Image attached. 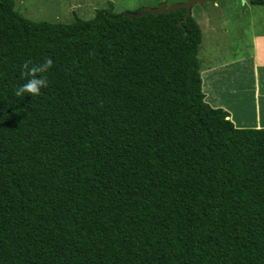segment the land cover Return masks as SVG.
<instances>
[{"label":"trees","instance_id":"obj_1","mask_svg":"<svg viewBox=\"0 0 264 264\" xmlns=\"http://www.w3.org/2000/svg\"><path fill=\"white\" fill-rule=\"evenodd\" d=\"M138 10L0 0V264H264V127L204 101L191 13ZM45 57L49 86L15 97Z\"/></svg>","mask_w":264,"mask_h":264},{"label":"rangeland","instance_id":"obj_2","mask_svg":"<svg viewBox=\"0 0 264 264\" xmlns=\"http://www.w3.org/2000/svg\"><path fill=\"white\" fill-rule=\"evenodd\" d=\"M184 1L186 0H14L15 9L27 19L65 23L71 21L75 13L83 19L91 18L97 9L107 7L108 2L112 4L115 11L120 13L134 12L144 6L156 8L159 3L163 2L169 5ZM191 16L197 21L203 34L198 52L201 71L208 67H221L222 70V67L236 57V59L244 56L248 58V55L252 54L251 37L253 33H261V30H264V6H252L248 2L243 3L242 0L206 2L201 6L195 4L191 7ZM247 22H252V25L242 27L248 25ZM248 63L250 64V61ZM243 64L246 62L237 63L240 67H243ZM245 71H248L245 75H247L248 83L251 84L254 82L251 73L255 70L249 68L248 65ZM259 73L261 77L264 70L259 69ZM203 83H206V80ZM228 83L226 80L220 83V90L226 87L224 91H221V95L218 93L219 90L212 89V87H207L208 89L202 87L205 95L204 101L216 108L218 106L215 105V101L217 102L220 96L230 98L229 92L235 91L238 97L240 89L235 90L232 83L230 85ZM207 91L209 94L206 93ZM241 93V99L233 98L230 103L234 107V100H241L242 108H246L244 111L249 113L251 104L248 106L247 92ZM261 117L264 119L263 116ZM245 128H256V126L248 125Z\"/></svg>","mask_w":264,"mask_h":264},{"label":"crops","instance_id":"obj_3","mask_svg":"<svg viewBox=\"0 0 264 264\" xmlns=\"http://www.w3.org/2000/svg\"><path fill=\"white\" fill-rule=\"evenodd\" d=\"M242 1L243 3L248 2V0H242ZM252 6H261V5H252ZM251 23L252 22L250 23L247 22L248 25H243L242 27L252 25ZM251 42H252V47H251L252 54L250 56L248 55V58H245L244 56L236 59L237 58L236 57L235 59H232L230 62H228L227 65L222 67L223 68L222 70L221 67L218 68L208 67L207 69L201 71L203 88L206 87V89H208L207 87L209 88L212 87V89L219 90L218 93H220L221 95V91H224L226 87L220 90L221 87L220 83L226 80V82H229L228 85L232 83V87H234L235 90L239 88L241 92L243 93L247 92L246 99H248V106L249 104H251V106L249 107L251 115H249L250 112L248 113L244 111L246 108H242L240 104L241 100L235 99L234 107L230 103V101L233 98H238V99L242 98V93L240 91H238L239 93L238 97L235 94V91H233V92H229V94L231 95L230 98H226L224 96H222L221 98L220 96L218 101L217 102L215 101V105L227 111L229 113V119L233 122V124L236 127L239 128H245L248 127V125H254V127L256 126V128L264 127V123L262 124V122H264V119L261 117V116L264 117V73H261V77H259L260 75L259 69L264 70V30H261V33L254 32L251 37ZM249 61L250 64L248 63ZM243 62H246V64H243L244 65L243 67L237 65V63H243ZM248 65L249 68L251 67V69L255 70V72L251 73L254 77V82H251V84L248 83L247 75H245L248 72L245 71L246 66ZM205 80L206 83H203ZM207 81H209L208 84ZM208 91L206 92L207 94H209ZM208 98L209 100L211 99L210 96Z\"/></svg>","mask_w":264,"mask_h":264},{"label":"clouds","instance_id":"obj_4","mask_svg":"<svg viewBox=\"0 0 264 264\" xmlns=\"http://www.w3.org/2000/svg\"><path fill=\"white\" fill-rule=\"evenodd\" d=\"M53 63L54 61L52 58L45 57L40 63L27 61L22 64L20 67V77L23 82L19 83L18 86L12 90V94L21 100L24 99L26 95L32 98L40 96L42 91L49 86L48 73L51 71ZM201 90L203 92L202 81Z\"/></svg>","mask_w":264,"mask_h":264},{"label":"water","instance_id":"obj_5","mask_svg":"<svg viewBox=\"0 0 264 264\" xmlns=\"http://www.w3.org/2000/svg\"><path fill=\"white\" fill-rule=\"evenodd\" d=\"M215 1H218V0H186L184 2H179L176 4H169V5L163 2L156 8H150L148 6H144L140 8L136 13L130 14V16L135 17V16H140L142 14H147V13H151V14L168 13V12L180 9V8H184L185 14L182 18V21L184 22L187 16L190 15V10L193 5L195 4L203 5L205 2H215ZM180 23L181 22H179V24Z\"/></svg>","mask_w":264,"mask_h":264}]
</instances>
